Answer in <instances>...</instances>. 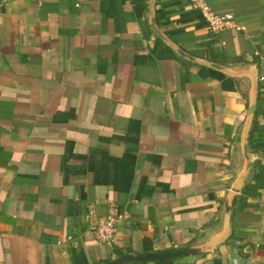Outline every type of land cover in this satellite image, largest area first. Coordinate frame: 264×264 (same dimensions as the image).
<instances>
[{
  "label": "crops",
  "instance_id": "crops-1",
  "mask_svg": "<svg viewBox=\"0 0 264 264\" xmlns=\"http://www.w3.org/2000/svg\"><path fill=\"white\" fill-rule=\"evenodd\" d=\"M149 1L0 0V264H102L224 231L252 82L179 56ZM209 3L235 25L212 32L193 0H157L156 21L191 54L258 69L252 175L226 241L127 264H264V0ZM112 202L127 218L102 243Z\"/></svg>",
  "mask_w": 264,
  "mask_h": 264
},
{
  "label": "water",
  "instance_id": "water-1",
  "mask_svg": "<svg viewBox=\"0 0 264 264\" xmlns=\"http://www.w3.org/2000/svg\"><path fill=\"white\" fill-rule=\"evenodd\" d=\"M156 1L157 0H150L148 3L150 26L153 32L161 40H163L171 49H173L179 56L196 64H200L216 69L232 77H249L251 79L252 92L250 94L249 110L241 137L242 153L245 161L244 167L241 173L238 175L236 181L234 182L231 191L229 192V195L226 199L224 205L225 228L221 235L211 238L206 244L201 246H185L179 249H174L169 251L152 252V253H144V254L128 253L120 256H115L102 264H127L131 262H153V261L169 260L185 255L206 253L210 250L211 247L226 241V239H228L232 234V228H231L232 209L237 202L238 195L242 191V188L247 184V182L251 178L252 171L254 168V160L250 153L249 139H250V133L253 126L254 118L256 115L258 86H259L258 69L256 68V66L250 67L246 70L234 69L232 67L208 60L203 57L196 56L186 51L158 26L156 21V12H155Z\"/></svg>",
  "mask_w": 264,
  "mask_h": 264
},
{
  "label": "built area",
  "instance_id": "built-area-1",
  "mask_svg": "<svg viewBox=\"0 0 264 264\" xmlns=\"http://www.w3.org/2000/svg\"><path fill=\"white\" fill-rule=\"evenodd\" d=\"M193 6L201 12L207 22L208 28L212 32H220L235 25L234 16L232 14L218 13L211 6L209 0H193ZM126 218L127 212L120 210V208L112 202L108 213L100 220L94 230L96 239L102 243L114 242L118 233V227ZM68 239L72 242H76L73 236H69ZM242 252L248 255L251 250L248 246H245L242 248Z\"/></svg>",
  "mask_w": 264,
  "mask_h": 264
},
{
  "label": "trees",
  "instance_id": "trees-1",
  "mask_svg": "<svg viewBox=\"0 0 264 264\" xmlns=\"http://www.w3.org/2000/svg\"><path fill=\"white\" fill-rule=\"evenodd\" d=\"M118 254H120V253H118Z\"/></svg>",
  "mask_w": 264,
  "mask_h": 264
}]
</instances>
